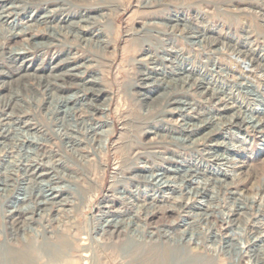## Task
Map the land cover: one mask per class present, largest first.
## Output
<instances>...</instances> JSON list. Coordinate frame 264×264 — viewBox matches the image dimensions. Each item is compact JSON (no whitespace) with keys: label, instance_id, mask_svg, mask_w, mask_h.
<instances>
[{"label":"rangeland","instance_id":"1","mask_svg":"<svg viewBox=\"0 0 264 264\" xmlns=\"http://www.w3.org/2000/svg\"><path fill=\"white\" fill-rule=\"evenodd\" d=\"M2 4V11L10 10L12 18H0V129L6 131V138L0 139V188H8L0 191V264H59L68 255L77 258L76 246L83 243L93 247V264H247L246 259L238 260L236 243L245 232L264 239L262 232L252 229L256 221L263 222L264 212L257 213L256 205L228 212V201L231 192L239 190L247 196L244 203L249 205L250 197L264 183V129L250 127L256 119L255 109L264 110V77L259 76L264 74V63L257 61L256 70L246 79L238 67L232 66L229 51H221L222 56L209 54L197 41L204 31L207 37L232 40L237 50L252 48L264 57V0H5ZM100 5L104 7L98 11ZM84 6L92 9L86 11ZM85 11L90 12L87 17ZM89 23L93 28H84ZM72 37L75 56L84 51L95 77L103 76L91 92L90 107L81 101L63 105L59 98L62 94L55 90L59 84L55 74L60 71L54 66L59 55L69 50ZM22 49L30 55L14 60ZM174 52L181 54L182 60L175 58L171 65L169 59ZM186 57L188 60H184ZM150 58L159 62L152 63ZM211 61L217 63L210 65ZM204 62L225 80L213 82L210 71L198 74ZM191 69L195 75L186 73ZM103 70L108 71L107 76ZM188 75L194 79L193 84L190 77L185 78ZM231 83L250 85L251 96L257 101H249L252 104L248 108L245 99L233 103L229 99ZM65 87L74 99L78 88L69 81ZM101 87L111 93L109 118L113 122L102 157L96 154L97 143L88 142L81 134V128L92 121L84 124V119L103 118L98 110L93 111L105 104V97L97 92ZM209 87L232 109L220 112L212 105L204 93ZM167 99L177 105L164 108ZM237 110H245V121L251 124L242 128L234 125L230 115ZM253 114L252 120L249 117ZM205 120L212 125L202 126ZM193 124L198 125L193 128L195 133L185 139L179 127ZM215 129V143L237 149L229 164L209 163V170L197 173V179L206 181V189L186 206L169 203L168 198L177 194L166 191L154 207L142 209L149 203L151 191L142 189L139 193L129 185L123 186L125 190L112 187L115 166L128 155L141 152L162 168L184 165L177 157L189 161L193 153L173 143L182 140L189 144L192 138L201 140L202 134ZM30 139L38 141L40 147L14 144ZM26 149L33 155L28 159L33 158L31 162L49 168V172L41 169V175L40 171L33 172L35 176L22 167L16 171L17 160L26 159ZM217 153L227 155L223 149ZM231 181L234 184H228ZM50 189L60 190L61 195L46 201L44 194ZM16 197H25L22 205L29 208L20 217L3 218ZM151 209L157 214L146 219L145 213ZM226 213L232 215L230 224L220 221ZM109 218L119 224H107ZM219 243L222 248L214 252ZM252 249L250 253L264 257V241Z\"/></svg>","mask_w":264,"mask_h":264},{"label":"bare ground","instance_id":"2","mask_svg":"<svg viewBox=\"0 0 264 264\" xmlns=\"http://www.w3.org/2000/svg\"><path fill=\"white\" fill-rule=\"evenodd\" d=\"M5 0H0V18L2 17L3 19L9 20L12 18V14L9 11H2L4 9L5 4L4 3ZM16 1V0H15ZM49 4V3H48ZM61 4V3H60ZM11 5V4H10ZM63 5V4H62ZM45 6V5H44ZM61 6V5H60ZM40 7V6H39ZM49 7V6H48ZM103 5L97 6L98 11L103 10ZM61 8V7H60ZM84 8L86 9V11L88 9H92L91 6H84ZM11 9V8H10ZM45 9V8H44ZM39 10V9H38ZM15 11V10H14ZM13 11V13H14ZM85 11V15L87 17V14H90V12H86ZM31 14H34L35 11H30ZM62 12V11H61ZM78 13V12H77ZM84 13V12H83ZM76 14V13H75ZM82 15V13H81ZM14 16V15H13ZM260 16V15H259ZM81 17V16H80ZM83 17V15H82ZM85 17V16H84ZM89 17V16H88ZM88 19V18H87ZM161 19V18H160ZM264 19V18H263ZM13 20V19H12ZM86 20V18H85ZM89 22V21H87ZM88 24V23H87ZM10 25V22L7 23V26ZM91 24L89 23V25H85L84 28L87 29H92L93 26H90ZM13 27V26H10ZM9 28V27H7ZM20 30V29H19ZM28 30V29H27ZM95 30V29H93ZM77 31V30H76ZM91 31V30H89ZM24 32V31H21ZM201 33V32H200ZM15 35V34H14ZM196 35V34H195ZM10 36V35H9ZM33 36V35H31ZM76 36V35H75ZM98 36V34H97ZM229 36V35H228ZM34 37V36H33ZM101 37V36H100ZM245 37H250L249 35L245 36ZM47 38V37H46ZM200 39H198V43L200 44V49L204 50L205 52L209 53V54H220V56H222L223 54L221 53V51L226 50L227 52H230L231 55V64L233 63L234 65V69L235 67H238V69H240L239 74L240 75H246V79L249 78V76L251 75V72H254L256 70V64L259 62H263L264 63V57L261 56L260 54H256L254 51V49L250 48V49H243L241 50L240 48L235 47V44L232 42V40H227L225 41V38L222 37H218L215 35H210V36H206V32L203 31V33L200 34L199 36ZM75 40L74 37H72L71 42ZM229 41V42H228ZM35 43V42H34ZM40 46L43 45L42 42H37ZM74 45V43L72 42L69 50L66 48L63 52V54L59 55V57L57 58L58 62L55 64L56 66L55 69L58 68V71H60L58 74H55V76L57 75V78L59 79V84L58 86H53L55 87V90L58 93H61L62 95L59 97L61 100H63V105H67L68 103H71L72 105H74L77 101H81L82 104H85L86 106H91L90 103H92L91 101V97H92V91L94 90L95 86L100 85L99 82L103 81V76L101 77H95L94 72L92 71L91 68V64L90 61L87 60L84 56V51L81 52V54L79 56H75V52H72L71 47ZM76 46V45H74ZM221 47V48H219ZM254 47V46H253ZM199 49V50H200ZM19 50V49H18ZM27 50V49H26ZM22 49V51L20 52H15L16 56H19L16 58V56L14 57L15 59L21 58V57H26L27 55L29 56L30 54H27V51ZM115 50V49H114ZM175 50V49H174ZM12 52V51H11ZM156 52V51H155ZM197 52V51H195ZM8 53V52H7ZM14 54V52H12ZM113 53V52H112ZM168 54V53H167ZM172 58L169 59V63H171V65H173L174 63V59L176 58L177 60L180 59L182 60V58H180V55L178 52H174L171 53ZM149 56V55H148ZM80 57V58H78ZM217 57V56H216ZM187 58V57H186ZM13 59V58H12ZM76 59H79L78 62L76 61ZM87 61H86V60ZM152 63H158L159 61L154 59V58H150ZM160 59V58H159ZM25 60V59H23ZM184 60H188L184 59ZM210 60V59H209ZM8 61V60H7ZM111 61V60H109ZM176 61V60H175ZM214 61V60H213ZM211 61L210 65H215L216 63ZM6 62V61H5ZM162 62V59H161ZM177 62V61H176ZM9 63V62H8ZM94 63V62H93ZM151 63V62H150ZM10 64V63H9ZM162 64V63H161ZM158 65V64H157ZM168 65V64H167ZM262 65V64H260ZM228 66V65H227ZM231 66V65H230ZM53 67V68H54ZM176 67V66H175ZM199 67V66H198ZM209 67V63H200V70L199 73H203V72H211V77L213 78V82L215 81H224L225 78L222 77V75L219 74V72L215 71V70H211L208 69ZM220 67V66H219ZM11 68V67H10ZM216 68V67H215ZM230 68V67H229ZM17 69V67H16ZM51 69V68H50ZM223 69V68H222ZM233 69V70H234ZM261 70V69H260ZM264 70V69H263ZM181 71V70H180ZM193 70H188L186 73H188L189 75H195L192 72ZM239 71V70H238ZM89 72L90 74L86 77H84L85 73ZM104 75L107 76L108 75V71L103 70ZM257 72V71H256ZM185 73V72H184ZM260 73V72H259ZM4 74V73H3ZM183 74V73H182ZM197 74V73H196ZM146 75V74H145ZM186 76V79H189L190 76ZM5 76V75H4ZM42 76V75H41ZM201 76V75H200ZM224 76V75H223ZM260 77H264L263 73L259 74ZM244 77V76H243ZM54 78V77H53ZM44 79V78H43ZM151 79V78H150ZM196 79V78H195ZM240 79L244 80L242 78V76L240 77ZM54 80V79H53ZM190 80H192V84L194 79L190 77ZM189 80V82H190ZM203 80V79H202ZM1 81V80H0ZM69 81V84L75 85L78 89L76 92H74L76 95L73 99L72 95L67 94L68 88L65 87V82ZM201 81V80H200ZM211 81V80H210ZM240 81V80H239ZM188 82V81H186ZM203 82V81H201ZM249 81L247 80V83ZM56 83V82H55ZM247 83H238L236 85V83H231L229 86V91L231 96L229 97V99H231L234 103V101H237V99H245L247 101V103L245 104V107L248 108V105L251 103L249 101L255 102L257 101L256 99L252 98L253 96L251 91L252 88H250V85L248 86ZM43 84V83H42ZM47 84V83H46ZM252 84V81H251ZM35 85V84H34ZM214 85V83H213ZM48 86V85H47ZM221 86V85H220ZM207 87V86H206ZM212 87V86H211ZM193 88V87H192ZM197 88V87H196ZM210 88V87H209ZM223 88V87H222ZM250 88V90H249ZM46 89V88H45ZM195 89V88H194ZM34 90V89H33ZM82 90V91H81ZM219 91L220 89L217 88L216 91ZM202 91V90H201ZM223 91V90H221ZM30 92V90H29ZM98 93H101L104 97H105V104L104 105H100V107L98 109H96V107L93 109V111L98 110V112L100 113L101 119L99 120H94L93 118H89V119H84V124L86 122H88L89 120L91 122L86 123L82 129V135L84 136L83 139H86L88 142H92L95 141L97 143V148H96V154H101L102 155L105 154L106 152V144L107 141L109 139V136L112 134L113 131V122L110 120L109 118V103L111 100V93L106 90V88H100L99 90H97ZM203 92V91H202ZM201 92V93H202ZM80 93H82L80 95ZM94 93V91H93ZM204 93L208 95V98L212 101V105H214L216 108H218V110H227V109H232L229 108V105L225 102L222 103L221 98L219 96H217V92H215L213 89L210 90L205 88ZM35 94V93H34ZM52 94V92H51ZM224 94V93H223ZM49 95V94H48ZM74 95V94H73ZM226 95V94H225ZM13 96V95H12ZM51 96V95H50ZM57 96V95H56ZM98 96V95H97ZM223 96V95H222ZM18 99V98H17ZM103 99V98H102ZM181 99V98H180ZM3 100V99H2ZM104 100V99H103ZM230 100V101H231ZM177 101V100H176ZM11 102V101H10ZM6 104V103H5ZM93 104V103H92ZM177 105V102L171 101L170 99H167L166 101H164L163 107L164 108H171L173 105ZM180 104V103H179ZM232 104V103H231ZM242 104V103H241ZM252 104V103H251ZM33 105V104H32ZM187 105H189L187 103ZM3 106V105H1ZM8 106V105H7ZM98 106V105H97ZM213 106V107H214ZM6 107V106H5ZM11 107V106H10ZM9 107V108H10ZM175 107V106H174ZM190 107V106H189ZM212 107V106H211ZM8 108V107H7ZM192 108V107H190ZM11 109V108H10ZM246 109V108H245ZM192 110V109H191ZM242 110V109H241ZM241 110H237L236 112H233L230 115V119L232 120L233 124L236 125L237 127H241V125H249L250 121H245V118L243 116L244 111ZM246 113V112H245ZM254 113L256 114V119L253 120L252 118H254V114L251 115L249 118H251L252 124L250 127L252 128H258V129H264V110H260V109H255ZM6 116V115H5ZM7 117V116H6ZM214 117V116H213ZM61 118V117H60ZM30 119V118H29ZM248 119V118H247ZM250 119V120H251ZM210 120V119H209ZM161 121V120H159ZM213 121V120H212ZM1 122V121H0ZM7 122V121H6ZM111 122V123H110ZM228 122V121H227ZM8 123V122H7ZM82 123V121H81ZM158 123V122H157ZM160 123V122H159ZM202 126H206L207 124H209V127L212 125L210 123H207L206 120L201 122ZM27 125V124H26ZM230 125V123H229ZM151 126V125H150ZM24 127V126H23ZM27 127V126H26ZM78 127V126H77ZM157 127V126H155ZM178 127V126H177ZM198 125L193 124L190 126L187 125H182L179 127L178 131L180 134H182L185 139H188L189 136H192L195 132L193 131V128H197ZM231 126L227 125V129H230ZM4 128V127H2ZM173 128V127H172ZM175 128V127H174ZM204 128V127H203ZM202 128V129H203ZM206 128V127H205ZM242 128V127H241ZM176 129V128H175ZM72 130H75L72 128ZM166 130V129H165ZM214 130V129H213ZM209 131L206 132V135L202 134L203 137H201V140L195 141L192 138V142H189V144H185V142H183L181 140V142H175L173 143L176 147H180L181 149H185V150H191L192 151V157L189 159V161H185L184 159L177 157L178 159H181L179 161L185 162L184 165H175L173 167L169 166V167H165L162 168L161 165L157 162H155V160L153 158H150V156H144L143 154H140L141 152H135L134 156H127L126 158H124V160L122 162H120V164H117L115 166V171H113V183H112V187H114V189H122L125 190L123 186H135L134 189H136L139 193L141 192V190L143 189L146 191H151L152 195L149 198V203H147V205L143 206L142 205V209H148L150 207H154V204L156 201H159L158 199L160 198H164V194L165 192H169L171 194L175 193L177 195H174L172 198H168L169 203L176 205L177 207H183L186 206L190 201H192L193 196H195L196 194H199L201 191L205 190V185L206 181H201L199 179L196 178V175L198 172H206L207 170H209L210 168L208 167V164L210 163L211 165H215V166H225L227 164L230 163V161L232 160V154L234 153V151L237 149L233 146H222L221 144H217L214 141L213 138V133H215L218 129H215V131ZM61 131V130H60ZM170 131V130H168ZM8 132V131H7ZM59 132V131H58ZM173 132V131H172ZM177 132V131H176ZM166 133V132H165ZM178 133V134H179ZM205 133V132H204ZM6 135V131H2L0 129V139H5ZM10 135V134H9ZM73 135V134H72ZM168 135V134H167ZM81 136V135H80ZM79 136V137H80ZM10 137V136H9ZM174 137V136H173ZM8 138V137H7ZM12 138V137H11ZM48 138V137H47ZM183 138V137H182ZM9 139V138H8ZM77 140V139H75ZM244 140V139H243ZM10 141V140H9ZM1 142V141H0ZM71 142V141H70ZM77 142V141H76ZM246 142V141H245ZM7 143V142H6ZM23 143H27V145H34L35 148H39L40 147V143H38V141H34L33 139L30 140H19V142H14V144H18L20 145V147L23 145ZM63 143V142H62ZM80 143V142H79ZM84 143V142H83ZM165 143V142H164ZM188 143V142H187ZM213 143V144H212ZM60 144V143H59ZM1 145V144H0ZM61 145V144H60ZM83 145V144H82ZM7 146V145H6ZM26 146V145H25ZM65 146V145H64ZM236 146V145H235ZM3 147V145H2ZM1 147V148H2ZM23 147V146H22ZM96 146L94 145V148ZM11 148V147H10ZM8 148V149H10ZM26 148V147H24ZM174 148V147H173ZM199 148H202L201 150ZM12 149V148H11ZM21 149V148H20ZM28 149V148H27ZM26 151L24 150V155L26 154V159H22V160H17L20 161L19 164H15V170L18 171L19 169H21L20 167H22V169L28 174L29 172H32L31 175H33L34 171L35 174L38 173V171H40L41 169H43L46 172H49V168L47 167H41L40 164H37L35 162H31L30 160L33 159H28L29 156H31V151ZM31 149V148H30ZM61 149V148H60ZM72 149V148H70ZM172 149V148H171ZM225 150L227 151V155L224 156L222 154H218L217 152L219 150ZM23 150V149H21ZM39 150V149H38ZM19 151V150H18ZM80 151V150H79ZM179 151V150H178ZM206 151V154L205 152ZM35 152V151H34ZM40 152V150H39ZM76 152V151H75ZM167 152V151H165ZM12 153V152H11ZM15 153V152H14ZM94 153V152H93ZM22 154V153H21ZM53 155V153H51ZM125 154V153H124ZM224 154V153H223ZM76 155V154H75ZM82 155V154H81ZM142 155V156H141ZM6 156V155H5ZM33 156V155H32ZM31 156V157H32ZM78 156V155H77ZM125 156V155H124ZM176 156V155H175ZM180 156V155H179ZM232 156V157H231ZM46 157V156H44ZM43 157V158H44ZM80 157V156H78ZM87 157V156H86ZM170 157V156H168ZM22 158V157H21ZM61 158V157H60ZM74 158H76V156H74ZM81 158V157H80ZM39 159V158H38ZM46 159V158H45ZM49 160V158H47ZM54 159V158H53ZM77 160V159H76ZM26 162L23 164V162ZM38 162V161H37ZM46 162V161H45ZM52 162V161H51ZM166 162V161H165ZM187 162V163H186ZM13 163V162H12ZM53 163V162H52ZM162 163H164V160H162ZM116 164V163H115ZM232 164V163H231ZM6 165V164H5ZM14 165V163L12 164ZM105 165V164H104ZM10 166V165H8ZM48 166V165H46ZM55 166V165H54ZM230 166V165H229ZM51 167V165H50ZM63 167V166H62ZM11 168V167H10ZM114 169V168H113ZM221 170V169H218ZM15 171V172H16ZM3 172V171H2ZM1 172V173H2ZM12 172V171H11ZM14 172V174H15ZM5 173V171L3 172ZM20 173V172H19ZM41 171L39 172L38 175L40 174ZM10 174V173H7ZM6 174V175H7ZM34 174V175H35ZM5 175V176H6ZM23 175V173H22ZM26 175V174H25ZM69 175V174H67ZM66 175V176H67ZM211 175V174H210ZM9 176V175H8ZM36 176V175H35ZM51 176V175H50ZM202 176V175H201ZM189 179H188V178ZM198 177V176H197ZM2 178V177H1ZM42 178V177H41ZM70 178V177H69ZM235 178V174L233 172L232 174V180ZM26 179V178H25ZM33 179V178H32ZM31 179V180H32ZM62 179V178H61ZM201 179V178H200ZM205 180V179H204ZM230 181V180H229ZM4 182V181H3ZM34 182V181H33ZM10 183V182H9ZM228 183V182H227ZM234 184V181L229 182L228 184ZM47 184V183H46ZM174 184V185H171ZM208 184V183H207ZM9 185V184H8ZM121 185V186H120ZM6 186V185H5ZM210 186V184H209ZM116 187V188H115ZM10 188V187H9ZM27 188V187H26ZM42 188V187H41ZM5 189H8L5 187ZM4 188H0V191H6ZM17 189V188H16ZM45 189V188H44ZM225 191L227 190V188H224ZM18 190V189H17ZM28 190V189H27ZM27 190L24 191L27 193ZM30 190V188H29ZM35 190V189H34ZM208 190V189H207ZM206 190V191H207ZM223 190L220 189V191ZM225 191H222V193L225 194ZM9 192V191H8ZM29 192V191H28ZM33 192V191H32ZM45 192V191H44ZM122 192V191H119ZM128 192V191H127ZM1 193V192H0ZM6 193V192H5ZM37 193V192H36ZM207 193V192H206ZM42 194V193H41ZM137 194V193H136ZM17 195V194H16ZM25 195V194H24ZM23 195V196H24ZM27 195V194H26ZM61 195L60 190L56 191L55 189H50V191L44 194L45 200L49 201V200H54L57 196ZM94 195V194H93ZM143 195V194H142ZM232 199H230V201H228V212H232V211H239L241 209H253L254 205H256V212H264V205H261V202L264 201V183L262 186L257 187L255 193L253 194L252 197H250V204L247 205L246 203H244L245 201V196L243 191H235V192H231ZM235 195H238L235 196ZM2 196V195H1ZM32 196V195H31ZM28 197V196H27ZM26 197V198H27ZM33 198V197H31ZM167 198V197H166ZM243 198V199H242ZM11 199V198H10ZM212 199V198H211ZM248 199V198H246ZM124 200V199H122ZM27 200L25 199V197H21V198H17L15 199V201H12L9 206V209H5L6 213L3 215V218H16V217H20L22 215L25 214V211H27V209L29 208V206L25 205V207H23V203L26 202ZM30 201V200H29ZM59 201V200H58ZM257 201H259V203H257ZM38 202V201H37ZM10 203V202H9ZM145 202H143L144 204ZM191 203V202H190ZM25 204V203H24ZM38 204V203H37ZM1 206V205H0ZM4 207V206H3ZM32 208V206H30ZM169 206L167 205L166 208H168ZM225 207V206H224ZM44 208V207H43ZM60 208V207H59ZM40 209V208H39ZM204 209V208H203ZM60 210V209H59ZM1 211V210H0ZM35 211V210H34ZM37 211V210H36ZM103 211V210H102ZM145 211V210H144ZM30 212V211H29ZM105 212V211H104ZM110 212V211H109ZM106 213V212H105ZM159 213V212H158ZM102 214V213H101ZM113 214V212H112ZM157 212L153 211V209H151V211H147L145 213V218L146 219H151L152 217H154V215H156ZM31 215V214H30ZM104 215V214H103ZM2 216V215H1ZM5 216V217H4ZM26 216V215H25ZM95 216V215H94ZM231 214H227L226 215H222V217H220V221L224 224H230V222H232L231 219ZM264 216V215H263ZM247 217V216H246ZM245 217L246 220H248ZM163 218V217H162ZM18 219V218H17ZM22 219V218H21ZM116 219V218H114ZM119 219V217H118ZM251 219H253L251 217ZM256 219V218H255ZM9 220V219H8ZM26 220V219H25ZM10 221V220H9ZM145 221V220H144ZM105 222L107 224H111V223H115V225L119 224V221H113L109 219H106ZM253 223V222H252ZM252 229H255V232H262L264 234V220L262 221H256V223L254 225H252ZM228 227V226H227ZM105 228V227H104ZM251 229V228H250ZM252 231V230H251ZM1 231H0V235H1ZM165 233V232H164ZM86 234V233H85ZM241 238L240 241L238 243H236L237 245V257L238 260L241 259H246V263L247 264H264V257H261V255H259V253H250L253 249V245H259V243L261 241H264V239L261 238V235H251L249 236V233H241ZM88 236V235H87ZM84 237V236H81ZM249 237V238H248ZM84 239V238H82ZM94 240V239H93ZM82 241V240H81ZM86 243V242H85ZM7 244V243H6ZM263 246V245H262ZM63 248V247H62ZM76 248H78V257L75 258V256L73 254L68 255L69 257H65L63 259H61V261L59 262V264H93L91 263V258L90 256H93V247L91 246H86L78 244L76 246ZM222 248L221 243H219L217 245V247L213 248L214 252H218L220 249ZM261 248V247H260ZM62 251V250H61ZM165 251V250H164ZM210 252V251H209ZM254 252H258V251H254ZM68 253V252H67ZM59 254V253H58ZM258 258V259H256ZM12 259V258H11ZM14 259V258H13ZM15 260V259H14ZM165 260V259H164ZM22 262V261H21ZM238 264H240V261H238Z\"/></svg>","mask_w":264,"mask_h":264}]
</instances>
